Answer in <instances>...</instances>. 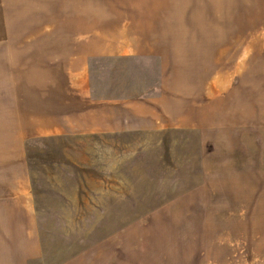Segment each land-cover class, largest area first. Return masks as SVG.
<instances>
[{
	"label": "rangeland",
	"instance_id": "1",
	"mask_svg": "<svg viewBox=\"0 0 264 264\" xmlns=\"http://www.w3.org/2000/svg\"><path fill=\"white\" fill-rule=\"evenodd\" d=\"M31 40L54 42L50 61L86 56L92 99L130 100L101 138L28 131L34 264H264V193L225 192L205 92L264 49V0H0V41Z\"/></svg>",
	"mask_w": 264,
	"mask_h": 264
},
{
	"label": "crops",
	"instance_id": "2",
	"mask_svg": "<svg viewBox=\"0 0 264 264\" xmlns=\"http://www.w3.org/2000/svg\"><path fill=\"white\" fill-rule=\"evenodd\" d=\"M69 42L64 46L67 50H70ZM53 44L40 40L0 41V59L6 66L0 74V96L3 97L0 113L6 115L0 118V264H34L43 255L24 148V138H30L28 131L37 130V136L41 137L58 134L101 138L117 120L119 109L130 102L116 98L104 100L102 95H94L92 99L87 57L76 56L74 62L71 56L63 61L52 57L50 61L49 52L42 50L53 48ZM82 47L86 48L85 42L80 44ZM25 48L34 51L24 52ZM99 49L102 48L99 46ZM263 50L258 47L250 55L254 60L246 62L247 57H244L230 72H224L219 79L222 80L219 90L216 91L215 77L205 85L210 114L206 137L212 139L209 144L223 145L221 175L230 187L225 192L239 195L247 192L251 198H259L260 193H264V180L254 179L256 173L264 175ZM95 54L103 56L102 50ZM213 70L214 67L209 70L210 76ZM190 88L191 85L189 91L182 88L177 92L189 98ZM193 92L190 94L192 103H198L202 97L199 87ZM219 95L221 103L215 102ZM139 101L149 112L151 102ZM220 108L222 122H216L214 114L220 116ZM197 113L199 117L200 110ZM249 146H252L250 151ZM225 200L230 201V198ZM263 209L264 205L260 211ZM261 233L263 240L264 232Z\"/></svg>",
	"mask_w": 264,
	"mask_h": 264
}]
</instances>
